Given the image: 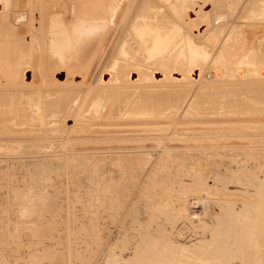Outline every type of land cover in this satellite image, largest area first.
<instances>
[{
    "label": "bare ground",
    "instance_id": "obj_1",
    "mask_svg": "<svg viewBox=\"0 0 264 264\" xmlns=\"http://www.w3.org/2000/svg\"><path fill=\"white\" fill-rule=\"evenodd\" d=\"M259 147L264 0H0V156Z\"/></svg>",
    "mask_w": 264,
    "mask_h": 264
},
{
    "label": "rangeland",
    "instance_id": "obj_2",
    "mask_svg": "<svg viewBox=\"0 0 264 264\" xmlns=\"http://www.w3.org/2000/svg\"><path fill=\"white\" fill-rule=\"evenodd\" d=\"M0 264H264V147L0 156Z\"/></svg>",
    "mask_w": 264,
    "mask_h": 264
}]
</instances>
